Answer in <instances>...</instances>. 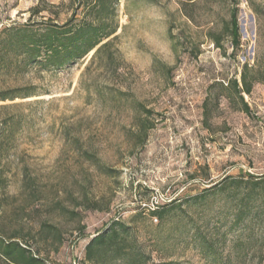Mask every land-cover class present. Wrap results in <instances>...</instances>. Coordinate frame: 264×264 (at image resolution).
I'll return each mask as SVG.
<instances>
[{
  "label": "rangeland",
  "instance_id": "rangeland-1",
  "mask_svg": "<svg viewBox=\"0 0 264 264\" xmlns=\"http://www.w3.org/2000/svg\"><path fill=\"white\" fill-rule=\"evenodd\" d=\"M95 3L0 0V31L90 22ZM106 4V69L0 47V236L43 264H264V84L249 113L224 90L264 68V0Z\"/></svg>",
  "mask_w": 264,
  "mask_h": 264
},
{
  "label": "trees",
  "instance_id": "trees-1",
  "mask_svg": "<svg viewBox=\"0 0 264 264\" xmlns=\"http://www.w3.org/2000/svg\"><path fill=\"white\" fill-rule=\"evenodd\" d=\"M116 5L120 0H96V20L82 21L73 16L65 24H50L44 31H34L29 25L20 28L10 27L0 31V47L3 53L13 52L22 55L27 66H40L48 70L60 71L69 68L94 52L88 72L92 66L108 68L117 64L118 50L114 47L118 31L117 26L109 23L107 16L109 6ZM232 43L239 45L240 28L234 13L231 22ZM114 36V37H113ZM117 73V68L114 69ZM255 84H264V68L246 63L241 80H231L224 90L231 91L242 104V111L250 112L245 95H251ZM3 101L6 99L0 98ZM232 101V97L228 98ZM104 235L95 237L88 249L102 243ZM0 257L10 264H43L29 249L19 242L5 240L0 236Z\"/></svg>",
  "mask_w": 264,
  "mask_h": 264
}]
</instances>
